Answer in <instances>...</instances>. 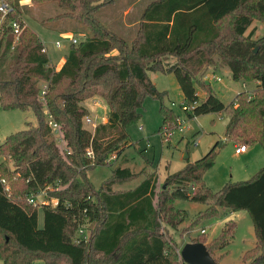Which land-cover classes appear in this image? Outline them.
Instances as JSON below:
<instances>
[{"label":"trees","instance_id":"1","mask_svg":"<svg viewBox=\"0 0 264 264\" xmlns=\"http://www.w3.org/2000/svg\"><path fill=\"white\" fill-rule=\"evenodd\" d=\"M5 1L11 9L0 11V106L31 108L37 123L0 143L3 264H31L36 258L44 264H188L180 260L174 240L161 227V219L175 228L187 215L174 208V200L206 206L197 212L193 225L221 210L247 211L256 238L255 254L245 253L243 258L248 260L245 264H264V166L251 179L213 192L203 174L214 163L215 144L201 158L167 175L164 184L172 190L163 186L156 205L153 177L115 191L116 183L133 177L127 168L113 169L100 187H94L86 174L96 166L110 165V158L131 144L127 128L140 119L146 96L160 100L163 125L159 133L166 124L177 123L148 72L174 74L184 104L195 103L191 111L184 110L189 117L226 110L211 82L197 77L216 67V57L231 69L233 79L258 82L252 91L235 95L223 138L245 147L258 143L264 150V66L250 60L252 54L264 51V33L254 39L255 27L250 29L254 18L264 25V0H153L143 8L135 30L102 16V8L116 0H29L55 1L65 10L53 19H73L89 30L83 39L71 43L58 69L49 64L38 34L21 18L27 5L22 2L27 0ZM14 20L21 26L17 38L11 28ZM126 33L133 35L130 41ZM164 56L177 61L166 65ZM41 80L47 86L42 97ZM198 86L205 90L203 99ZM95 95L108 112L106 120L90 131L82 124L89 113L82 102ZM49 121L57 124L61 144ZM88 147L94 159L86 156ZM49 186L45 200L56 198V206L29 202L31 195ZM38 208L43 211L41 227ZM80 225L88 238L74 241ZM234 227L235 220L228 219L217 235L189 241L204 242L212 254L228 243Z\"/></svg>","mask_w":264,"mask_h":264},{"label":"rangeland","instance_id":"2","mask_svg":"<svg viewBox=\"0 0 264 264\" xmlns=\"http://www.w3.org/2000/svg\"><path fill=\"white\" fill-rule=\"evenodd\" d=\"M151 1L153 0H116L102 8V16L115 24L134 23L131 28L135 30L143 8ZM4 2L9 4L5 0ZM24 3L27 5L22 8L21 18L26 26L38 34L45 46L49 64L56 68L65 58L71 45V39L76 38L79 41L89 33V30L73 19H53V16L65 10L60 8L55 1L33 3L27 0L22 2V4ZM0 20H2L1 17ZM69 24H72V29L63 31L64 27ZM252 26H255L254 39L264 33V25L260 19L254 18ZM118 31L126 32V30ZM124 36L128 41L133 38V35L130 36L129 33ZM56 42L60 43L59 47L56 46ZM216 59L215 68L210 66L205 71L202 69V75L198 73L197 77L210 81L215 94L228 108L221 112H210L189 117L188 112L181 107L182 103L185 102L174 74L160 71L148 72L155 88L164 93L162 103L173 111L178 121L176 124H166L159 133V129L163 125V118L159 111L160 100L146 96L143 100L140 119L127 128L131 144L113 158L110 165H99L86 172L87 177H89L88 180L92 182L94 187H100L116 167L127 168L133 173V177L119 181L113 186V189L115 191L128 190L139 184L146 176L153 177L155 179L154 204L156 205L157 197L163 186L172 190L171 186L164 184L167 175L178 172L189 162L201 158L215 144L214 163L203 174L205 184L213 192L221 190L228 183L251 179L264 166V150L260 144L247 145L245 153L237 154L235 152L236 144L223 139L225 125L231 114L230 104L235 95L241 91H252L257 87V81L244 82L233 79L231 69L217 57ZM250 60L264 66V51H260L256 55L252 54ZM176 61L177 58L174 56L162 57V62L166 65ZM212 72L220 77L219 81L211 79L209 75ZM39 84L42 86L45 82L41 80ZM198 85L201 86L199 81ZM200 86L197 87V93L199 99H203L205 90H201L203 88ZM63 87L64 84L59 90ZM95 101L100 106H96ZM82 104L89 110L86 116L92 121L95 123L105 121L108 108L99 96L86 98ZM36 123V116L31 108L6 110L0 106V143L10 134ZM82 124L90 131L94 130L92 125L84 122V118ZM1 159L0 156V161ZM9 167L12 168L11 164ZM173 205L175 209L182 210L187 215L175 228L167 225L161 219V227L164 228L167 236L174 240L179 254L182 245L190 239L202 238L203 235L211 238L217 235L228 219L235 220L233 236L223 248L213 250L212 256L217 263L245 264L248 260H245L243 255L245 253H248L247 255L255 254L253 248L255 246V234L251 217L247 211L221 210L219 215L203 217L193 225L192 222L197 216V212L202 211L206 206L189 200H174ZM37 224L39 227L43 225L41 208L37 210ZM201 228L205 229L204 233H201ZM100 260L105 259L100 257ZM0 263L2 264L1 259ZM32 264H44V262L43 259L36 258ZM179 264L182 263L179 262Z\"/></svg>","mask_w":264,"mask_h":264},{"label":"built area","instance_id":"3","mask_svg":"<svg viewBox=\"0 0 264 264\" xmlns=\"http://www.w3.org/2000/svg\"><path fill=\"white\" fill-rule=\"evenodd\" d=\"M11 9L10 5L5 3L4 0H0V11H2L3 13H6L8 12L9 10ZM1 21L0 20V26H1ZM11 28L13 30V34L15 35V38H17V36L19 35L20 33V30H21V26H20V23L17 22V21H12L11 22ZM77 42V39L76 38H72L71 39V43H76ZM56 46L59 47L60 46V43L59 42H56ZM211 77V79L213 80H216V81H219L220 80V77L218 75H216L215 73H210L209 75ZM46 84H43L42 85V89H41V97L43 96L45 90H46ZM94 104L96 106H100V104L98 102H94ZM195 103H191L190 105L188 104H184L182 103L181 107L183 110H186V111H191L194 107ZM84 122L87 123V124H90L93 126V128L95 127L96 123L94 121H92L91 118L85 116L84 117ZM50 125L52 126L53 130H54V133L56 135V138H57V141L61 144L62 143V139L60 137V134H59V130H58V126L57 124L54 122V121H49ZM245 146L243 145H238L236 146V149H235V152H240V151H244L245 150ZM85 154L88 158L90 159H94V152L92 150L91 147H88L85 151ZM113 158H115V156H112L110 158V160H113ZM51 186L49 187H46L42 190H40L38 193H36L35 195H31L28 199H29V202L34 204V205H42L44 203H51L52 206H56L57 203H58V200L54 197L50 198L49 202L45 200V197L47 196V190L48 189H51L50 188ZM205 231L204 228H201V232ZM88 238V233L86 231V229L83 227V226H79L77 228V231L76 233L73 235L72 239L74 241H79L80 239H87Z\"/></svg>","mask_w":264,"mask_h":264},{"label":"water","instance_id":"4","mask_svg":"<svg viewBox=\"0 0 264 264\" xmlns=\"http://www.w3.org/2000/svg\"><path fill=\"white\" fill-rule=\"evenodd\" d=\"M180 256L188 264H218L202 241L185 242L180 249Z\"/></svg>","mask_w":264,"mask_h":264},{"label":"crops","instance_id":"5","mask_svg":"<svg viewBox=\"0 0 264 264\" xmlns=\"http://www.w3.org/2000/svg\"><path fill=\"white\" fill-rule=\"evenodd\" d=\"M132 24H134V23H126V24H124L125 26H127V27H130V26H132ZM253 27H255V26H251L250 27V29L251 28H253ZM249 29V30H250ZM64 60H65V58H63V60H62V62L56 67L57 69L62 65V63L64 62ZM210 71H212V70H210ZM212 73H214V72H212ZM216 74V73H215ZM256 83H258V82H256ZM105 120H106V118H104ZM224 139V138H223ZM237 146V145H236ZM247 151V148H245V150L244 151H240V152H236L237 154H242V153H245ZM255 240H256V238H255ZM2 260V259H1ZM34 261V260H33ZM32 261V262H33ZM44 262V261H43ZM1 264V263H0ZM2 264H3V260H2ZM32 264V263H31Z\"/></svg>","mask_w":264,"mask_h":264}]
</instances>
